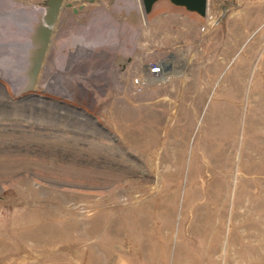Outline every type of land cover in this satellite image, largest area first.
<instances>
[{
  "label": "rangeland",
  "instance_id": "obj_1",
  "mask_svg": "<svg viewBox=\"0 0 264 264\" xmlns=\"http://www.w3.org/2000/svg\"><path fill=\"white\" fill-rule=\"evenodd\" d=\"M0 4L30 33L28 50L50 28L74 29L55 49L89 59L99 49L92 63L109 67L100 78L112 93L95 112L50 81L6 80L16 44L0 24V264H264V0H207L208 25L188 35L185 6L156 0L147 14L179 13L184 26L141 28L124 70L112 64L128 38L119 0ZM161 60L168 80L133 85Z\"/></svg>",
  "mask_w": 264,
  "mask_h": 264
},
{
  "label": "bare ground",
  "instance_id": "obj_2",
  "mask_svg": "<svg viewBox=\"0 0 264 264\" xmlns=\"http://www.w3.org/2000/svg\"><path fill=\"white\" fill-rule=\"evenodd\" d=\"M124 1L125 0H123V2L122 1H120V2L124 5L126 3H129L130 5H128L126 7L127 8L129 7L130 9H134V10L130 11L126 7L124 9L118 7V9H119L118 11L121 10L123 12V14H125V15L127 14V16L129 17V20H128L129 28H128V31L126 33L128 38L125 40L124 39H122V40L118 39L117 43H115L116 44L115 46H117L116 49L119 51L120 50L122 51L121 59L124 62L123 64H125L126 61L128 60L129 55H130V51L133 48L135 40L137 39L139 32H140V29H141L139 27V24H138L136 9L141 10L142 12H143L142 9H144V12L147 14V11L151 7L150 1H147V0H142V2H140L138 0H127L126 2H124ZM1 9L5 10V11H2ZM125 9L129 10L130 12H125ZM0 10H1L0 11L1 13L2 12H5V13L11 12L8 10V8H6L5 6H3L1 4H0ZM206 11H207V5H206L205 13L203 15L206 14ZM141 16H142V14H141ZM1 17L2 16H0V24L4 27V30L7 31L9 34V36L7 35L8 36V42L11 44L12 43L16 44V45L13 44L11 46L10 56L9 57L7 56L8 58L6 57V64H9L12 66V69L11 68L7 69V75L5 77L6 80L10 81L11 79L16 78V79H14L15 84H18L19 86H22V87H28V88L33 86V83L40 82L43 85L44 83L50 81L51 84L48 86L49 91H51V92L55 91L56 94H59L61 96V98H69V99H71L72 102L75 101L76 99L80 98L81 100H83V105L88 110L95 111V112L97 111L99 106L105 102V100L107 98L112 96V93L109 90L110 83H107V85H106L108 87L107 88L106 86L101 85L102 79L100 78L101 75H103L104 73L106 74V72L109 71V67H108V70L106 71V70H103L102 64L100 65V67H96L92 63V60L94 59V57L96 55L95 54L93 57V54L94 53L99 54L98 53L100 51L99 49H96L95 52H93V54L90 56V59L87 58L86 55L81 56L82 58H79V57L75 58V56L70 54V53H69L70 55H68V57H66L65 55L60 54V51H57L55 49V47H54L55 38L54 37L57 35L56 37L61 39V35L64 34V35L68 36L70 33H72L71 31H74V29H66V28L63 29L62 25H60L59 28L55 32H53V30H51V28H50V31H47L46 36H45V33L42 32V34H44V37H40V36L36 37L35 36L34 38H32L31 40L34 41V43H37L38 46L37 45L35 46V44H33L32 45L33 48L31 49V47H30V50H28L29 49L28 43L25 42V41H27V34H28L25 31L26 29L24 30V29L14 28L15 26L11 25V23H9L7 21V19H4L5 18L4 16H3L4 18H1ZM17 17L13 16L12 19H14L15 22H17L18 20L26 19V18H20V17L17 18ZM32 18L31 17L27 18L28 20H30V24L33 21ZM37 18L38 17H35L34 20H36ZM142 21H144V20H142ZM36 23H37L36 25H38L37 21H36ZM108 23L115 25V22L113 20L109 21ZM119 26L121 28H124V26H122V25H119ZM115 27H116V25H115ZM67 28H69V27H67ZM29 29H30V27H29ZM29 29H27V31H31ZM31 29H33V27ZM57 31L59 34L57 33ZM67 31H69V32H67ZM84 35H86V34H84ZM95 37H96V35H95ZM103 39H105V38H103ZM118 42H119V44H118ZM97 47H100L98 45V43H97V45H95V48H97ZM57 53H59L58 56L60 57L59 60H60L61 64L58 63L55 59ZM71 56H73L74 61L77 59L76 64L71 63V61H72ZM91 57H92V59H91ZM111 57H112V54H109L108 58H111ZM113 57L111 59H113ZM83 59H84V61L89 62V65L85 66L84 69L80 71V68H79L77 63H80V61ZM111 59L108 61L109 64H111V62H112ZM112 64L115 65V62H113ZM92 66H94V68ZM86 73H88V75H89V73H92L91 74L92 77L91 76L90 77L85 76ZM107 81H109V78H107V80L105 82H107ZM0 90H3V86L0 87ZM88 96L89 97L92 96V97L89 98ZM28 97H31V96L29 95ZM32 98H34V97H32ZM35 98H37V97L35 96ZM22 99L23 98H20V100H22ZM31 100L32 99L30 98L29 101H31ZM78 102H82V101H78ZM84 113H86V112H84Z\"/></svg>",
  "mask_w": 264,
  "mask_h": 264
},
{
  "label": "crops",
  "instance_id": "obj_3",
  "mask_svg": "<svg viewBox=\"0 0 264 264\" xmlns=\"http://www.w3.org/2000/svg\"><path fill=\"white\" fill-rule=\"evenodd\" d=\"M144 10V9H142ZM140 14L143 15V12L139 10ZM179 14V13H176ZM175 12H164V11H153L151 10L145 17L142 16L143 26L142 28V35L146 32L149 34H153V32L156 35H169L174 32L173 29H179L182 28L184 23L182 22L181 25L178 23V21L175 20ZM207 15V14H206ZM200 14L198 11L190 10L185 6V16L180 14L177 17H180L184 20L185 17V35H188L191 31V28H197L198 26L203 27L207 24V16ZM201 21V22H200ZM204 22V24H203ZM197 25V26H195ZM205 28H202L204 30ZM143 65L140 62H137L136 68H140ZM135 68L133 66H128L127 70L129 73H131L132 70Z\"/></svg>",
  "mask_w": 264,
  "mask_h": 264
},
{
  "label": "built area",
  "instance_id": "obj_4",
  "mask_svg": "<svg viewBox=\"0 0 264 264\" xmlns=\"http://www.w3.org/2000/svg\"><path fill=\"white\" fill-rule=\"evenodd\" d=\"M173 70L169 60H161L147 63L141 73L133 78V85L138 88H146L168 80Z\"/></svg>",
  "mask_w": 264,
  "mask_h": 264
},
{
  "label": "water",
  "instance_id": "obj_5",
  "mask_svg": "<svg viewBox=\"0 0 264 264\" xmlns=\"http://www.w3.org/2000/svg\"><path fill=\"white\" fill-rule=\"evenodd\" d=\"M120 1L123 2V0H120ZM126 1L127 0H125L124 2ZM147 1H150L152 5L156 0H147ZM170 1L186 6L190 10L198 11L200 14L205 13L206 5H207V0H170ZM96 2H99V0H96ZM125 5L128 6L130 4L126 3ZM136 14L138 18L139 27L141 28L143 26V21H142V16L138 9H136ZM123 63H124L123 60L121 58H118L115 62V66L117 65L116 67H120L122 70H124L126 63L125 64Z\"/></svg>",
  "mask_w": 264,
  "mask_h": 264
}]
</instances>
